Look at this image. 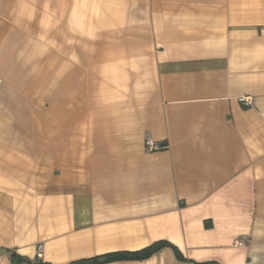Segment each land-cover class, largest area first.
I'll return each instance as SVG.
<instances>
[{
	"label": "crops",
	"instance_id": "crops-1",
	"mask_svg": "<svg viewBox=\"0 0 264 264\" xmlns=\"http://www.w3.org/2000/svg\"><path fill=\"white\" fill-rule=\"evenodd\" d=\"M160 240L264 264V0H0V264Z\"/></svg>",
	"mask_w": 264,
	"mask_h": 264
},
{
	"label": "trees",
	"instance_id": "trees-1",
	"mask_svg": "<svg viewBox=\"0 0 264 264\" xmlns=\"http://www.w3.org/2000/svg\"><path fill=\"white\" fill-rule=\"evenodd\" d=\"M166 246L174 247L178 256L180 258H183V254L172 243L166 240H160L136 251H116L111 253H105L102 255L73 261L70 264H104L119 260H144L151 257L153 254H155ZM18 261L22 260L19 258Z\"/></svg>",
	"mask_w": 264,
	"mask_h": 264
},
{
	"label": "built area",
	"instance_id": "built-area-1",
	"mask_svg": "<svg viewBox=\"0 0 264 264\" xmlns=\"http://www.w3.org/2000/svg\"><path fill=\"white\" fill-rule=\"evenodd\" d=\"M239 101L244 105H251L252 104V98H250V97H240ZM146 143L149 146L150 150H153V149L157 148V146H158L157 143L154 142L150 138H147ZM237 243L243 245L245 243V241L244 240H238ZM43 249H44L43 243H39L37 245V248H36V258L37 259L43 258Z\"/></svg>",
	"mask_w": 264,
	"mask_h": 264
}]
</instances>
